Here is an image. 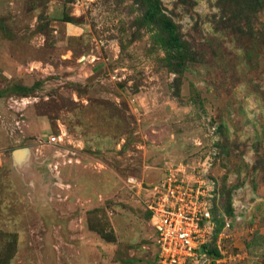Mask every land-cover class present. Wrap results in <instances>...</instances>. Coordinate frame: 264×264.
Segmentation results:
<instances>
[{"label":"rangeland","instance_id":"rangeland-1","mask_svg":"<svg viewBox=\"0 0 264 264\" xmlns=\"http://www.w3.org/2000/svg\"><path fill=\"white\" fill-rule=\"evenodd\" d=\"M172 174L264 264V0H0V264H154Z\"/></svg>","mask_w":264,"mask_h":264},{"label":"built area","instance_id":"built-area-1","mask_svg":"<svg viewBox=\"0 0 264 264\" xmlns=\"http://www.w3.org/2000/svg\"><path fill=\"white\" fill-rule=\"evenodd\" d=\"M176 176L165 177L145 202L156 242L154 264H200L215 236L208 191L201 181Z\"/></svg>","mask_w":264,"mask_h":264},{"label":"trees","instance_id":"trees-1","mask_svg":"<svg viewBox=\"0 0 264 264\" xmlns=\"http://www.w3.org/2000/svg\"><path fill=\"white\" fill-rule=\"evenodd\" d=\"M214 234H216L215 231H214ZM213 244H214V243H211V244L208 246V248L206 249V254H207L208 257H209V255H210V253H211L212 251H215V247H214Z\"/></svg>","mask_w":264,"mask_h":264}]
</instances>
